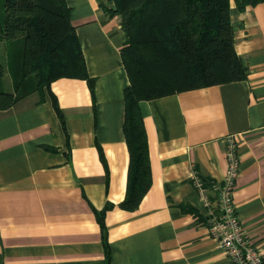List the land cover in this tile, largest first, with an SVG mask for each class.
Instances as JSON below:
<instances>
[{
  "label": "crops",
  "instance_id": "crops-1",
  "mask_svg": "<svg viewBox=\"0 0 264 264\" xmlns=\"http://www.w3.org/2000/svg\"><path fill=\"white\" fill-rule=\"evenodd\" d=\"M67 3L90 81L61 78L0 109V264H229L190 174L214 200L229 135L240 159L235 212L264 257V2L231 6L246 79L140 101L150 187L133 211L121 207L130 166L122 20L112 0Z\"/></svg>",
  "mask_w": 264,
  "mask_h": 264
},
{
  "label": "trees",
  "instance_id": "trees-1",
  "mask_svg": "<svg viewBox=\"0 0 264 264\" xmlns=\"http://www.w3.org/2000/svg\"><path fill=\"white\" fill-rule=\"evenodd\" d=\"M112 1L108 11L121 17L127 36L122 58L130 80L123 123L130 166L121 207L133 211L150 187L140 101L246 79L248 69L236 54L233 40L231 6L234 2L241 12L264 0ZM70 19L67 0H0V39L18 43L16 67L25 79L14 83L13 93L0 91V109L27 94L50 91L52 83L61 78L90 81ZM5 74L0 63V83ZM24 84L27 91L19 92Z\"/></svg>",
  "mask_w": 264,
  "mask_h": 264
},
{
  "label": "built area",
  "instance_id": "built-area-1",
  "mask_svg": "<svg viewBox=\"0 0 264 264\" xmlns=\"http://www.w3.org/2000/svg\"><path fill=\"white\" fill-rule=\"evenodd\" d=\"M236 135L225 139L227 170L222 182L211 184L216 197L210 199L209 189L204 186L203 179L192 171L193 187L197 190L208 216L211 238L228 257L229 264H264V257L254 247L240 221L233 201L235 180L239 176L240 159L238 155Z\"/></svg>",
  "mask_w": 264,
  "mask_h": 264
},
{
  "label": "rangeland",
  "instance_id": "rangeland-1",
  "mask_svg": "<svg viewBox=\"0 0 264 264\" xmlns=\"http://www.w3.org/2000/svg\"><path fill=\"white\" fill-rule=\"evenodd\" d=\"M18 48V43L15 44L0 39V63L3 64L6 69L5 78L0 83V91L12 92L14 90L13 92H15V89H12L13 84L23 79L21 75L22 71L18 72L16 67L19 56ZM26 87L27 84L21 86L19 92L25 93V91H27Z\"/></svg>",
  "mask_w": 264,
  "mask_h": 264
}]
</instances>
